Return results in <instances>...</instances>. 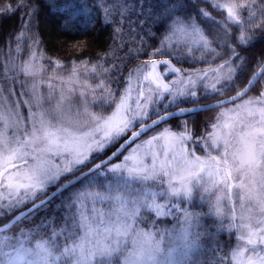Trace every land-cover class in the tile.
<instances>
[{
  "label": "snow or ice",
  "instance_id": "obj_1",
  "mask_svg": "<svg viewBox=\"0 0 264 264\" xmlns=\"http://www.w3.org/2000/svg\"><path fill=\"white\" fill-rule=\"evenodd\" d=\"M46 3L64 16L61 28L75 25L77 15L70 10L71 0L61 7H57L56 0ZM14 7L24 10L19 27L8 33L19 49L25 34L32 36L36 27L40 0H18ZM163 7L167 13L161 19L164 36L183 27L198 37L193 42L196 47L185 45L177 50L173 45L172 51L161 53L167 55L162 60L156 57L158 49H144L147 53L144 56L138 50L137 58H142L144 63L128 73L122 94L114 91V84L104 77L93 78L94 84L88 83L90 61L86 58L79 61L86 70L84 79L75 65L66 81L60 76L48 77L49 81L58 79L71 84L69 93L77 92L78 87L82 101L77 103L87 105L89 95L92 96L95 110L89 111L85 106L81 123L69 125L63 120L58 108L63 109L73 101L63 89L56 97L51 82L48 96L57 107L30 112L23 117V126L15 109L0 114V158L3 159L0 219H4L0 224V264H120L119 257L125 258L124 264H189L190 253L200 246L202 238L200 231H193L201 227L200 214L192 211L196 198L200 197L217 216H222L221 201H232L233 188L240 190L241 215L240 223L229 224L228 228L241 231L239 237H235V231L229 233L241 243L230 249L227 264H264V50L256 57L244 55L253 47L256 31L264 32V22L258 23L256 19L257 13L264 17V0H229L223 5L217 0H168ZM186 8L190 11L185 12ZM222 8L226 9V17L221 14ZM5 23L6 20H0V31ZM32 39L36 43L35 36ZM9 43L6 40L3 47L7 49ZM37 59V54L31 53V59L19 69L20 88L26 87L22 77L28 76L34 95L41 83L36 78L45 71L43 64L33 63ZM201 60L209 64L214 61L218 66L196 69V63ZM49 62L57 71L64 70L59 60L49 58ZM160 65L163 68L158 71ZM99 67L105 73L111 71L103 65ZM113 67L119 71L118 65ZM97 70L98 65L92 64L91 72ZM134 72L142 76V80L137 77L136 89L131 86ZM173 76H183L180 83L184 85L186 80L187 85L174 92L175 81L165 82ZM206 80L209 82L205 83ZM225 90L236 95L229 101H219ZM209 100L218 103L207 104ZM228 103H234L235 107L227 108ZM200 104L205 106L196 107ZM173 106L178 111H172ZM220 108L226 111H219L210 129L205 125V135L197 138L195 129L188 130L189 115ZM182 119L183 124L179 123ZM172 120L177 121L175 129L164 127L161 131L157 127ZM150 130L151 137L142 139ZM121 137L123 141L109 155L107 149ZM121 158L122 162L117 163ZM101 173H105L103 179ZM117 173L120 175L116 177L115 187H105L103 180H112ZM234 180L239 182L234 184ZM94 187L99 191H90ZM49 189L54 190L49 192ZM68 189L71 192L62 205L68 215L63 222H72L76 230L69 229L63 250L59 236L46 234V239L35 243L26 239L21 228L27 216L45 208ZM90 197L94 201L111 200L118 204L116 219L110 220L104 239L92 240L91 248L84 241L97 229L91 223L85 224L83 218L77 221L75 215L77 202H87ZM161 200L165 203H158ZM162 210L167 215L179 213L178 223L180 216L184 217L178 238L174 234L146 230L154 218L152 214L160 216ZM231 219L236 220L234 214ZM81 225L86 233L77 243ZM10 228L15 230L9 231ZM223 230L221 227L220 231ZM204 236L209 245L219 247L215 233ZM69 240L72 247L67 246ZM215 264L225 261L221 259Z\"/></svg>",
  "mask_w": 264,
  "mask_h": 264
},
{
  "label": "trees",
  "instance_id": "obj_2",
  "mask_svg": "<svg viewBox=\"0 0 264 264\" xmlns=\"http://www.w3.org/2000/svg\"><path fill=\"white\" fill-rule=\"evenodd\" d=\"M68 3L69 0H56L57 7ZM17 4L18 0H0V20L7 21L3 30L0 31V52L5 50L3 45L8 40L10 41L8 47L12 46V49L19 50L21 57L25 58L26 54L36 51L47 63H50L49 58L51 61L59 60L64 70L80 64L81 58H86L90 61L89 65L97 64L98 67L104 65L111 69L107 79L111 80L114 84L113 89L116 88L117 92L123 86V79L130 69L144 61L142 58H137V51L139 50L141 56H144L147 54L144 49H158L163 42L162 37L165 38L161 19L167 15L163 6L168 4V0H111V2L110 0H71L70 10L77 15V20L70 29L61 28L64 16L59 11L51 9L46 0H40V11L32 33L36 43H33L32 36L26 33L25 38L20 41V48L17 49L15 41L8 35L10 29L19 27V21L24 15L23 9L14 7ZM170 10L180 11L179 8H170ZM184 11L187 12L190 9L186 8ZM221 14L226 17L222 10ZM217 19H220L219 15ZM256 19L258 23L264 22V17H261L259 13ZM261 50H264V32L256 31L253 47L244 55L256 57ZM161 57L166 59L167 55ZM113 65L119 66L118 72ZM197 65L209 68L218 66L214 61L209 64L202 60L195 66ZM112 73L115 75L113 76ZM232 94L235 92L225 90L219 99ZM211 101L215 100H209L206 103ZM174 109H176L175 106L171 110ZM213 113L214 111H210L189 115L186 118L188 127L195 129V135L202 133ZM183 121L185 120L182 119L179 123ZM169 123L176 124L177 121L172 120ZM118 145L119 142L113 145L108 154ZM101 178L104 177L101 176ZM105 180H103L104 184L108 181ZM70 192L71 189L62 192L45 208L27 216L21 228L26 239L35 243L42 238L46 239L47 235H53L54 238L59 236V246L63 250L65 237L70 235L69 229L76 230L72 222L68 224L63 222L68 214L64 212L62 205L68 200ZM84 203L77 202L75 214L77 221H80ZM195 212L200 214L201 227L193 231H200L202 238L200 246L191 253L190 264H215L221 259L226 261L231 253L230 249H233V236L218 230L216 220L206 215V208L203 205ZM3 223L4 219H0V224ZM165 223L166 227L172 226L171 219H167ZM159 224L157 228H163ZM13 230L15 229L10 228L9 231ZM78 231L76 242L80 237L81 226ZM204 233H215L216 238L220 240L219 247L215 244L209 245ZM67 246H72L71 240L68 241ZM225 253H228V256H225Z\"/></svg>",
  "mask_w": 264,
  "mask_h": 264
},
{
  "label": "rangeland",
  "instance_id": "obj_3",
  "mask_svg": "<svg viewBox=\"0 0 264 264\" xmlns=\"http://www.w3.org/2000/svg\"><path fill=\"white\" fill-rule=\"evenodd\" d=\"M217 2L223 5L225 3H228L229 0H217ZM221 10L224 11L225 16H226V9L222 8ZM221 27H223V25H221ZM197 39L198 37L194 36L190 31H186L183 27H181L177 29L175 33H168L167 37L163 39L162 44L158 48L159 51L157 52L156 57L159 59H163L164 57H161V56H164V55H161V53H167L169 51H172L173 45H176L177 50H179L181 47L185 45H187L189 48L196 47V44H194L193 42L196 41ZM33 52L34 51H31L29 54H26L25 58L21 57V53L19 50L16 51L15 49H12V46H9L4 51L0 52V89H3V91H0V114L4 113L6 109H15V113L19 114L21 118V126H23V117L27 116L30 112L32 111L39 112L41 110L48 109L49 107H57L55 100L50 99L48 96V93H49L48 83L51 82L52 84L55 85V96L56 97H59L60 92L63 89L64 94L67 95L73 101L71 105L65 104L63 106V109L58 108V113L62 115L63 120L69 125H77L81 123L82 113L84 112L85 106L88 107L89 111L95 110L92 106V99H93L92 96L89 95L87 105H85L83 102L77 103V101H82V98H80L78 95V91H79L78 87H77V92L69 93L68 89L72 87L71 84L67 82H61L58 79L52 80V81H49L48 79L49 76H60V77H64L66 81V78L70 75L71 69L74 65L68 70L57 71L55 69L54 64H50L44 61L43 57L41 58L40 55H38V52L35 51L38 59L36 61H33V63L37 65L43 64L44 69H45V71L41 72L40 75L36 78L38 81H41V83L36 89V95H34L32 91V87H31V78L28 76H23L22 79L26 82V87L23 89L20 88L21 76H20L19 69L23 67V65L31 59V53ZM143 63L144 61L139 62L133 68H131L130 71H133L137 65H142ZM198 63H200V61ZM75 66L77 67L78 72L80 73L81 79H84L85 71H86L84 66L80 64H75ZM91 66L92 65H88V69H87L86 78H87L88 83L94 84L95 81L93 78H95V80H100L101 77H104L105 79H107V75L110 72L105 73L103 71V68L98 67L97 72L92 73ZM49 67L52 68L51 72L48 71ZM195 67L196 69H202V70L209 69V67H202V65H197ZM162 68H163V65H160L158 68V71H160V69ZM187 70L189 69L186 66V71ZM138 76L142 80V76L139 73L134 72L133 78H132V84H131L133 89H136L137 87V77ZM182 79H184L183 76H173L172 80H166L165 82L172 83V81H175V88L173 89V91L175 92L176 89H182L185 85H187L186 80L184 81V85L180 83ZM14 80H15V83H13ZM127 80H128V74L123 79L124 83L121 89L119 90L120 94L123 93V87L126 85ZM208 82H209L208 80L205 81V83H208ZM198 87L200 86L198 85ZM116 90L117 89L115 88L114 91ZM25 93H27V95H25ZM133 95H135V92H133ZM251 95L254 96V93H252ZM37 97H39V100H37ZM170 99L171 97H169V100ZM160 103L163 104L164 102L160 101ZM258 106L259 105H251V107H258ZM105 107H107V104L105 105ZM234 107H235V104L227 106V108H234ZM219 111H226V109L220 108L218 111H214L213 115L211 116L207 124L209 129L211 128V124L216 121ZM12 118L13 120H15L16 116L13 115ZM256 118L258 119L259 117L257 116ZM183 123H185V121L181 122V124ZM164 127L175 129L177 127V123L176 124H171V123L164 124V125L159 126L158 128L162 131ZM187 128L190 132L192 131V129H190L188 125H187ZM205 134L206 133H205V127H204L202 133L196 136L197 138H199L201 135H205ZM151 135H152V131L146 134L144 137H142V139L150 138ZM123 138L124 137H121L120 141ZM161 143H163V141ZM233 143L235 144V141H233ZM236 147H239V145H236ZM110 149L111 147L107 149V152ZM197 151L199 152L200 149H197ZM203 151L204 153H207L208 151L207 147H204ZM213 154H216L215 150H213ZM121 162H122V158L117 160V163H121ZM2 169H3V159L0 158V171ZM107 175H112V174L108 173ZM119 175L120 173L115 174L112 180L107 181L106 179L105 181L107 182L105 183V187L109 185H112L113 187H115L116 177H118ZM124 175L127 176V173L125 172ZM101 176L104 177L105 173H101ZM238 182H239L238 180L232 181V183L234 184ZM50 190L53 191L54 189H49V191ZM90 191L95 192V191H99V189L93 188ZM239 194H240V190L233 188L232 189V201L229 202L227 199H222L221 201L222 216H217L214 210L211 207H209L206 202L205 203L201 202L200 197L196 198L195 206L193 207L192 211H198L200 206L203 205L206 208V213H207L206 215L216 220L218 230L220 231L221 227L224 229L223 231H220V232L229 234L230 231H235V237H239L241 234L240 230H235V229L230 230L228 228L229 224L238 225L240 223L241 208H240V201L238 199ZM158 203H165V201L161 200V201H158ZM117 207H118V204L116 201H111V200L94 201L91 199V197L88 199L87 202L84 203L83 213L81 214V218H83L85 224L91 223L92 226L97 229L96 232L89 233L87 236V240L84 241L87 247L91 248L92 245L90 242L92 240L99 239L102 241L104 239V234H105L106 228L110 225V220L115 221L116 219L115 212H116ZM185 207H188V205H185ZM232 214H234L236 217L235 221L231 219ZM152 215L154 218L150 221L149 227L148 229H146L147 231H159L162 235L164 234L173 235L174 234L178 238V229L184 226L183 224L184 217L182 215L180 216L179 223L177 222V219H176V215H179V213L174 214V215H167L162 210V214L160 216H155L154 213ZM167 219H171L172 226L170 225L166 227L165 221ZM221 221H223V224L221 223ZM158 223H160L159 225H162L163 228L161 227L157 228ZM152 225H155V227H153ZM85 233H86V228L83 225H81L80 237L85 236ZM80 237L77 240V243L81 242ZM235 237L232 238L234 240L233 249L235 248L237 244L241 243L240 241L236 240ZM194 250L195 248L191 251V253ZM191 253H190V259L192 258ZM54 254L58 255V253H54ZM230 257H231V253L229 257L227 258V260ZM112 259L115 260L116 257L114 256ZM227 260L225 261V264H227ZM119 261H120V264H124L125 258L119 257ZM189 264H190V261H189ZM233 264H235V262H233Z\"/></svg>",
  "mask_w": 264,
  "mask_h": 264
},
{
  "label": "water",
  "instance_id": "obj_4",
  "mask_svg": "<svg viewBox=\"0 0 264 264\" xmlns=\"http://www.w3.org/2000/svg\"><path fill=\"white\" fill-rule=\"evenodd\" d=\"M161 60H162V59H161ZM235 95H236V93H235V94H232V95H230V96H228V97H225V98L219 99V101H229V100H231V98L234 97ZM217 103H218V101H212V102H208L207 104L215 105V104H217ZM232 104H234V103H228L227 106H228V105H232ZM204 106H205V104L196 105V107H204ZM172 111H178V109H174V110H172ZM200 113H201V112H200ZM193 114H196V113H193ZM191 115H192V114H191ZM157 127H159V126H157ZM151 131H152V130H150L149 132H151ZM149 132H148V133H149ZM148 133H145L144 136H145L146 134H148ZM144 136H143V137H144ZM118 146H119V145H118ZM118 146H117V147H118ZM113 151H115V149H114ZM110 154H111V152L109 153V155H110ZM2 170H3V169H2ZM2 170H1V171H2ZM61 193H62V192H61ZM61 193H60V194H61ZM58 195H59V194H58ZM58 195H57V196H58ZM13 224H15V222H13Z\"/></svg>",
  "mask_w": 264,
  "mask_h": 264
}]
</instances>
